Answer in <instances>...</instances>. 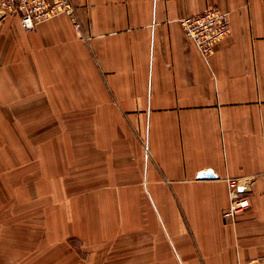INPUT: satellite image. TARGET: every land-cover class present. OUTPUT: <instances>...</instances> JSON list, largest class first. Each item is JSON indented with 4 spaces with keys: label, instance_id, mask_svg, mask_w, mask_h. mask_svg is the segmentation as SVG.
<instances>
[{
    "label": "crops",
    "instance_id": "1",
    "mask_svg": "<svg viewBox=\"0 0 264 264\" xmlns=\"http://www.w3.org/2000/svg\"><path fill=\"white\" fill-rule=\"evenodd\" d=\"M73 2L87 40L0 17L1 172L47 199V264H264V0ZM214 6L232 33L206 59L181 20Z\"/></svg>",
    "mask_w": 264,
    "mask_h": 264
},
{
    "label": "built area",
    "instance_id": "2",
    "mask_svg": "<svg viewBox=\"0 0 264 264\" xmlns=\"http://www.w3.org/2000/svg\"><path fill=\"white\" fill-rule=\"evenodd\" d=\"M60 14L68 15L77 33L82 38L89 39L73 0H0V17L17 18L27 30L35 29L41 21ZM181 24L186 35L206 59L214 53L215 46L232 33L229 14L216 6L209 7L202 13L184 17ZM242 181L238 178L228 179L230 204L223 211V216L232 222L239 213L251 206L245 190L247 187ZM259 260L264 259L259 257Z\"/></svg>",
    "mask_w": 264,
    "mask_h": 264
},
{
    "label": "rangeland",
    "instance_id": "3",
    "mask_svg": "<svg viewBox=\"0 0 264 264\" xmlns=\"http://www.w3.org/2000/svg\"><path fill=\"white\" fill-rule=\"evenodd\" d=\"M48 20L49 19L41 21L40 23ZM7 160L8 159L5 158V155L0 152V230L2 231V236L0 238V241L2 242H0V244H2L1 255L7 257L11 261H15L16 258L22 254V252H25L26 246H29L34 242L36 245V251L40 252V260H42L44 264H47V254L45 251L47 243L46 241H43L44 237L41 235L48 223V201L47 199H42L41 197L38 199V185L22 183V181H20L23 178L20 177L21 175H18V177L16 176V168L11 167L9 170L12 173L3 175V170H5V168H3V163ZM31 194L33 199L30 197ZM32 235H35V237L33 238ZM127 239H130L131 241L136 240L137 242L145 239L152 245L155 241H157V239L154 240L155 233L149 232H146L145 234L139 232L136 233L134 237L130 235ZM121 252L124 253L122 255L124 256L127 251L126 249H121ZM169 264L171 263L169 262Z\"/></svg>",
    "mask_w": 264,
    "mask_h": 264
},
{
    "label": "water",
    "instance_id": "4",
    "mask_svg": "<svg viewBox=\"0 0 264 264\" xmlns=\"http://www.w3.org/2000/svg\"><path fill=\"white\" fill-rule=\"evenodd\" d=\"M199 177H201V178H212V177H215V173L212 169H208V170L202 171L199 174Z\"/></svg>",
    "mask_w": 264,
    "mask_h": 264
}]
</instances>
